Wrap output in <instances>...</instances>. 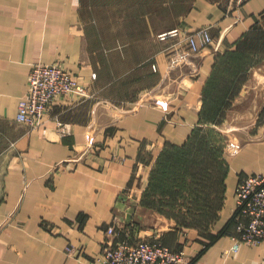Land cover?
Masks as SVG:
<instances>
[{"label": "crops", "instance_id": "1", "mask_svg": "<svg viewBox=\"0 0 264 264\" xmlns=\"http://www.w3.org/2000/svg\"><path fill=\"white\" fill-rule=\"evenodd\" d=\"M103 12L106 29L121 30L106 40L97 33ZM202 27L222 56L197 55L198 74L183 78L187 70L170 71L167 55ZM223 62L230 110L255 111L250 126L261 136L224 155L223 202L213 221L179 226L140 205L146 173L201 127L205 90ZM36 63L70 70L88 96L60 99L31 129L17 114ZM162 83L156 101L136 103ZM261 111L264 0H0V264H94L115 222L121 238L159 236L183 249L186 264H264V243L234 253L221 234L240 181L264 175Z\"/></svg>", "mask_w": 264, "mask_h": 264}, {"label": "rangeland", "instance_id": "2", "mask_svg": "<svg viewBox=\"0 0 264 264\" xmlns=\"http://www.w3.org/2000/svg\"><path fill=\"white\" fill-rule=\"evenodd\" d=\"M98 17L97 33L100 38L106 40L112 37V33L120 34L121 30L106 29L107 15L104 12ZM169 47L170 45L163 44L166 51ZM227 64L221 63L219 67L221 84L208 91L204 115L206 119L199 130L187 145L167 148L146 173L148 185L143 191L140 205L153 214L172 218L179 226H207L213 221L223 202L222 181L226 169L224 155L261 136L256 134V128L250 126L255 111L230 110L232 104L229 100L232 94L227 92L229 80L223 76L229 72ZM153 70L158 71L157 66L153 65ZM164 84L147 87L146 91L138 94L136 103H140L143 94L153 90L151 99L156 100L154 95ZM130 111L122 109L121 113L128 114ZM263 119L264 117L261 122Z\"/></svg>", "mask_w": 264, "mask_h": 264}, {"label": "built area", "instance_id": "3", "mask_svg": "<svg viewBox=\"0 0 264 264\" xmlns=\"http://www.w3.org/2000/svg\"><path fill=\"white\" fill-rule=\"evenodd\" d=\"M177 32L172 33L176 35ZM165 36H161L164 39ZM220 54L214 37L208 28L202 27L188 34L186 47L169 55L168 68L187 70L186 76L197 75L200 65L197 55ZM97 75H93L96 79ZM183 81V80H182ZM154 91V90H153ZM153 91L145 93L139 104L151 99ZM88 96V89L80 78L58 63H36L29 73L28 88L21 97L17 121L31 129H39L50 108L60 99L70 95ZM157 103L162 104L161 101ZM61 125V124H60ZM234 223L227 235L232 241L231 252L237 253L243 245L255 246L264 243V175L253 174L243 178L236 189ZM123 233L120 222L107 229L103 252L94 264H186L183 249H173L164 244L159 236L144 239L119 237Z\"/></svg>", "mask_w": 264, "mask_h": 264}, {"label": "trees", "instance_id": "4", "mask_svg": "<svg viewBox=\"0 0 264 264\" xmlns=\"http://www.w3.org/2000/svg\"><path fill=\"white\" fill-rule=\"evenodd\" d=\"M220 56H222L221 54H216V56L215 57H219V59H220ZM235 56V55H234ZM234 56H233V58H234ZM236 59V58H235ZM235 59H233V61L235 60ZM223 61H224V59H223ZM224 63V62H223ZM219 65H220V63H219ZM219 84H221V72H220V69L219 68H217V70H216V72H215V74L213 75V77L209 80V83H208V86H209V88H207L206 90H205V101H204V107H203V111H202V115H203V117H202V120H203V122H204V119H206V118H204V115H205V109H206V106H207V103H206V99H207V97H208V91L212 88V87H214V86H216L217 88H218V85ZM221 108H222V105H221ZM262 114L264 115V111L262 112ZM261 114V115H262ZM209 119H211V118H209ZM199 129L197 128L196 129V131H194V135H195V133L198 131ZM173 148H181V147H173ZM234 218H235V216L233 215V217H232V219L230 220V222L228 223V225L225 227V229L221 232V234L222 235H225V234H227V232H228V230L232 227V225H233V223H234Z\"/></svg>", "mask_w": 264, "mask_h": 264}]
</instances>
